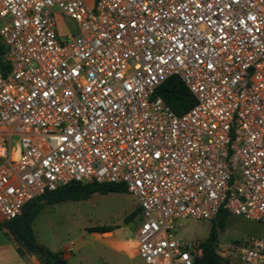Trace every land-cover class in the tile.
Segmentation results:
<instances>
[{"label":"built area","instance_id":"built-area-1","mask_svg":"<svg viewBox=\"0 0 264 264\" xmlns=\"http://www.w3.org/2000/svg\"><path fill=\"white\" fill-rule=\"evenodd\" d=\"M0 41L3 219L72 181L123 183L147 264L202 254L180 218L264 223V0H0ZM172 75L196 98L183 114L158 93ZM216 251L264 264V237Z\"/></svg>","mask_w":264,"mask_h":264},{"label":"rangeland","instance_id":"rangeland-1","mask_svg":"<svg viewBox=\"0 0 264 264\" xmlns=\"http://www.w3.org/2000/svg\"><path fill=\"white\" fill-rule=\"evenodd\" d=\"M58 24L63 39L66 38L67 33L76 32L77 24L69 17L59 14ZM138 205V199L128 191L96 192L87 199L69 198L46 203L34 219L32 228L40 245L51 250L65 248L66 251L74 252L70 264H108L104 259L96 256L100 253L109 255L110 264H147L138 250H132L141 215L133 216L129 222L126 221L127 216ZM0 219L4 220L1 214ZM101 225L110 226L114 230L115 237L112 239L114 243L111 245L118 249V253L115 254L117 257H112L108 239L98 237L90 231L91 227ZM213 227L220 229L222 237L229 240L250 236L264 237L263 222L233 214L228 215L224 228L219 227L216 220L180 218L177 237L183 242L198 244L209 236ZM0 240L5 241L2 255L9 259L3 263L22 261L23 264H29V258L39 259V255L35 252L30 253L31 257L20 254L2 228H0ZM20 246L24 249L23 245ZM90 253L93 254L91 263L80 261L83 255ZM234 259L236 264H246L241 263L237 258Z\"/></svg>","mask_w":264,"mask_h":264},{"label":"trees","instance_id":"trees-1","mask_svg":"<svg viewBox=\"0 0 264 264\" xmlns=\"http://www.w3.org/2000/svg\"><path fill=\"white\" fill-rule=\"evenodd\" d=\"M5 47L0 41V67L6 72L8 67L3 59ZM158 93L166 100L171 108L177 114H183L196 103V98L178 75H172L167 78L158 88ZM125 192L128 191L123 183H111L97 181L78 182L72 181L66 185H62L55 190L46 191L43 195L34 198L29 202L21 215L10 220L0 219V228H6L13 236L14 240L23 245L17 249L22 254L35 252L39 255L42 264H70L63 256L62 251H53L47 247L40 245L34 235L32 223L36 216L40 213L46 203H53L64 199H87L96 192ZM141 215V207H138L127 216L126 221L129 222L133 216ZM228 211L222 209L217 216L218 226L224 228L226 225ZM112 228L107 225L91 227L90 231L106 232ZM218 230L213 227L209 236L201 242L202 254L195 257L193 264H230V262L222 257L216 251V241Z\"/></svg>","mask_w":264,"mask_h":264},{"label":"crops","instance_id":"crops-1","mask_svg":"<svg viewBox=\"0 0 264 264\" xmlns=\"http://www.w3.org/2000/svg\"><path fill=\"white\" fill-rule=\"evenodd\" d=\"M230 214V213H229ZM3 230H4V232H5V234L6 235H8V237H9V239L13 242V244L15 245V248L17 249V246L19 245L15 240H14V238H13V236L8 232V230L6 229V228H2ZM93 233H95L98 237H103V238H106V239H108V244L110 243V249H111V252H112V257H114V256H116L117 257V255H115L116 253H118V249H115V247H114V245H111V244H113L114 243V241L112 240L114 237H115V232H114V230H110V231H106V232H96V231H93ZM218 234H221V231H220V229H218ZM222 235V234H221ZM3 244H5V241H1L0 240V264L1 263H3V262H6V261H9V259H7V258H5L3 255H2V252H4V247H3ZM18 244V245H17ZM135 245H136V238H135ZM135 247V246H134ZM132 250L134 251V248H132ZM132 250H131V252H132ZM17 251L19 252V250L17 249ZM53 251H62V256H63V258L67 261V262H69V263H71L70 261H71V259L73 258V255H74V252H72V251H66V249L64 248V249H62V250H53ZM20 254H22L21 252H19ZM24 257L26 256V257H31V255H30V253H28V252H26V253H24V254H22ZM93 256V254L92 253H90V254H86V255H83L82 257H81V259H80V261L81 262H83V263H91L90 261L92 260V257ZM96 256H99L100 258H102V259H104L108 264H110L109 263V255H107V254H98V255H96ZM234 258H236V257H232V258H230V259H226V260H228L229 262H230V264H236V259H234ZM29 259H31V258H29ZM35 259H37V258H35ZM238 259V258H237ZM38 260V262H39V264H42L41 262H40V260L39 259H37ZM241 263H245V262H243V261H241L240 259H238ZM238 262V261H237ZM3 264H23V262L22 261H18V263H10V262H8V263H3ZM247 264V263H246Z\"/></svg>","mask_w":264,"mask_h":264}]
</instances>
